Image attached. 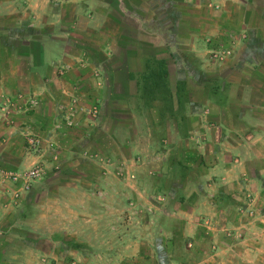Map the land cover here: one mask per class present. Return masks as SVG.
<instances>
[{"label": "crops", "instance_id": "1", "mask_svg": "<svg viewBox=\"0 0 264 264\" xmlns=\"http://www.w3.org/2000/svg\"><path fill=\"white\" fill-rule=\"evenodd\" d=\"M231 37L234 56L213 58ZM72 98L83 109L68 127ZM28 134L60 154L40 193L57 214L35 218L36 188L8 205L0 185V264L7 246L28 262L40 240L83 243L65 205L97 188L106 215L114 199H136L134 229L159 235L135 261L264 264V0H0V168L47 163L55 150L37 154ZM85 149L105 171L83 173ZM50 214L60 223L39 225Z\"/></svg>", "mask_w": 264, "mask_h": 264}, {"label": "rangeland", "instance_id": "2", "mask_svg": "<svg viewBox=\"0 0 264 264\" xmlns=\"http://www.w3.org/2000/svg\"><path fill=\"white\" fill-rule=\"evenodd\" d=\"M239 38H230L226 45L219 47L218 49H213L211 51V56L220 62L228 61L235 54L236 48L238 46ZM222 55V57L219 56ZM87 149L83 150V162L81 164V170L83 173L88 175L92 174L97 176L101 170L105 171V165L101 164V160L92 155V152H88ZM37 154H44L43 151H36ZM47 163L44 161H37L33 163L31 167L33 168L37 165H43L47 170V174L41 180L33 183L32 188L34 193L31 208L34 212L39 213L35 218H40L42 211H46L47 214L55 212L57 214V203L54 201H45L41 199V192L46 190L48 185V180L55 178L63 167L60 163V154L58 150L53 153L47 152L44 157ZM69 159V158H67ZM75 159L72 160V163ZM62 167V168H61ZM1 169L7 170H17L1 167ZM25 169V170H28ZM24 170V169H21ZM76 167L73 165L66 167L67 174L76 173ZM126 173V169L122 166L115 167L113 174L116 177H123ZM85 174V175H86ZM0 185L5 186L4 193L8 195L7 204L11 206H18L26 194L33 193L31 189L29 191H24L20 186L13 184L8 179L0 176ZM83 186H88V184H83ZM130 188H133V184H128ZM102 190L97 188L95 193L97 194V199H90L84 194L81 196L71 197L68 200L65 208L67 210L66 215L62 218L68 224H75L78 230L77 233L81 235L83 243L76 242L74 237L70 234H65L61 236L63 243L60 246L55 245L52 241L40 240L38 242V247L34 249V254L32 259L28 262L24 261L26 250L23 247L13 248L12 246H7L3 248L5 254L3 256L4 262L2 264H151L148 262L135 261L138 255L149 256V251L152 250L151 246L153 242H157L159 237L156 238L157 232L145 229H137L136 223L139 224L142 217L138 210V200L127 201L125 205L121 198L113 200L114 214L112 216L105 214V207L107 206V201L103 195H101ZM41 198V199H40ZM143 207L144 205L141 204ZM93 206L98 208V213L96 215L85 213L84 210L92 208ZM127 207V208H126ZM130 207V208H129ZM77 208L83 209V213H79ZM123 208H126L123 211ZM100 212V213H99ZM130 222V230L125 231L121 228L122 223ZM45 223L46 226L53 225L57 226L60 221L51 217L50 215H44L39 221L40 224ZM109 222V224H107ZM111 222V223H110ZM112 224V225H110ZM49 225V226H50ZM112 229H111V228ZM110 229V230H108ZM128 233V234H127ZM161 236V235H160ZM2 235L0 234V239ZM9 239L5 237L4 244L7 245ZM92 243L93 245H89ZM140 244V245H138ZM39 250V251H38ZM21 259V261H19ZM130 260V261H129Z\"/></svg>", "mask_w": 264, "mask_h": 264}, {"label": "built area", "instance_id": "3", "mask_svg": "<svg viewBox=\"0 0 264 264\" xmlns=\"http://www.w3.org/2000/svg\"><path fill=\"white\" fill-rule=\"evenodd\" d=\"M220 57L222 55L219 54ZM83 109V106L80 105L78 98H72L68 105L64 107L62 113V122L68 127H75L78 125V115L80 110ZM93 115H97V110L94 109L92 112ZM58 124V123H57ZM60 126V125H58ZM27 142L29 147L35 151H43L46 148L51 149L52 151L56 150L54 142L43 141L38 136H33L31 134L27 135ZM47 174V170L41 164L34 166L28 170H7L0 168V176L8 179L13 184L20 186L24 191H29L32 188L34 182L41 180L44 175Z\"/></svg>", "mask_w": 264, "mask_h": 264}]
</instances>
